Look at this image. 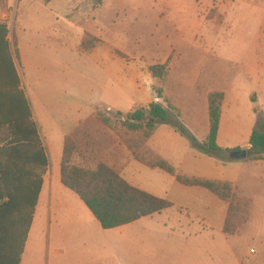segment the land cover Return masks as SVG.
<instances>
[{
	"label": "rangeland",
	"instance_id": "374dc122",
	"mask_svg": "<svg viewBox=\"0 0 264 264\" xmlns=\"http://www.w3.org/2000/svg\"><path fill=\"white\" fill-rule=\"evenodd\" d=\"M97 1L51 0L50 4L60 12L76 8L75 5ZM106 2L111 7H106L102 14L112 18L115 23L106 19L103 21L104 27L100 29L105 34L119 38L118 47L132 52V57L128 55L126 61L145 70L146 75L150 73L151 65H169V72L163 81L153 79L152 89L157 96L155 88H165L164 97L175 104L181 121L189 123L190 120H197L198 122L192 125L200 129L208 120L209 93L219 91L227 94V101L222 107L224 119H228L232 114L235 106L231 96L236 95L237 107L240 109L239 117L243 125L252 118V128L264 122V0ZM176 2L185 4L184 10L171 11L164 8V4ZM48 3V0H0V18L3 12L11 15L9 33L15 36L11 42L15 47L14 53L18 52L16 46L17 43L19 46L20 39L26 44L32 43L34 32L24 31L23 27L26 25L32 30L33 27H39L43 22L39 11ZM144 4L146 8H142ZM140 5L142 6L139 9ZM74 12L77 13V10ZM77 20L76 22L82 23ZM83 27L71 25L64 17H60L55 27L58 46L64 45L61 37L72 32L71 41H67V47L72 49L69 60L73 73L67 78L71 95L46 91L41 97L34 91L31 75L30 79L25 76L23 80L46 151L50 153L52 160V155L57 158L63 152L65 135H68L77 149V163H113L121 154L118 151V143L123 146H126V141L137 143L142 141L143 133L127 131L122 126L126 114L118 110L109 109L108 112L95 113V118L97 113L111 118V126L103 125L97 118L83 123L75 122L77 117L88 115L86 112L92 108L90 102L95 99L98 82L107 79L102 76L96 65L85 64L88 59L84 54L92 49L99 39L86 33L80 43ZM84 41L85 45L82 44ZM134 58L137 59L133 60ZM26 72L28 73L27 70ZM242 73H247L244 75L247 77L244 85L235 81ZM144 79L145 77L141 78L138 84ZM156 99L161 102V98L156 97L155 102ZM69 101L73 103L72 109L61 110L59 105ZM141 103H146V100ZM146 106L147 104L137 106V109ZM182 136L189 140L185 135ZM242 149L247 147L243 146ZM224 158L229 159L228 152L224 154ZM239 162L245 164L242 170L244 192L237 189L235 194L237 198L250 200V216L238 230V235L226 239L225 235L220 233L222 218L219 210L216 218L207 216L206 219L199 220L192 215L181 213L174 206L162 214L157 213L138 223V226L154 229L168 227L180 231L176 241L169 239L166 246L162 243V246L155 247V257L159 255L173 260H214L217 264H246L258 257L264 264V165H255L251 159H242ZM179 199L181 201V198ZM209 222L214 225V229H210ZM214 244L216 250L213 249ZM226 244L233 245V252ZM250 249H254L256 254L252 255ZM59 262L65 264V257H61Z\"/></svg>",
	"mask_w": 264,
	"mask_h": 264
},
{
	"label": "crops",
	"instance_id": "0c3cea01",
	"mask_svg": "<svg viewBox=\"0 0 264 264\" xmlns=\"http://www.w3.org/2000/svg\"><path fill=\"white\" fill-rule=\"evenodd\" d=\"M48 2L39 11L40 18L43 20L39 27H33L32 30L28 29L30 28L29 26H22L24 31L34 32L32 43L26 44L25 41L20 39L19 46L18 43L16 46L18 52L14 53L15 47L13 44L11 45V42L12 37L15 36L8 34L10 54L19 79V86L18 92L10 100L0 101V124H4L8 115H12L13 112L16 113L20 108L21 90L28 100L32 112V120L37 125L36 116L33 113L23 80L25 76L29 79L30 75L32 76L34 91L38 92L41 97L46 91H49V93L59 91L65 93V95L67 93L71 95V87L67 78L73 73L72 64L69 60V58L71 59L69 54H72V49L67 47V41H71L72 32H69L67 36H62L64 45L58 46L55 27L60 17H64L71 25L84 26L82 33L80 32V43L86 33L95 35L99 39L97 44L84 54L88 59L85 64L93 63L97 66L102 76L107 77L106 80L98 82L95 99L90 102L92 108L86 112L88 115L77 117L75 122L83 123L94 120L96 119L95 113L97 111L104 113L108 112L109 109L118 110L127 115L137 110V106L140 107L147 104L146 108H148L149 104L155 102L157 96L152 89L153 79H155L154 77L152 78V74L146 75L145 70L131 64V62L118 55L116 50L123 51L131 57L132 52L118 47L119 38L116 39L114 35L105 34L100 29L104 27L103 23L106 19L115 23L112 18L102 14L105 12L106 7L110 6L106 0L75 5L76 8L60 12L52 8L51 0H48ZM141 6H139V9ZM143 7L146 8V4ZM164 8L171 11H174L173 9L184 10L185 4L178 2L176 4L167 3L164 4ZM75 10H77V13L74 12ZM135 18V21H137L138 15ZM77 19L82 21V23L76 22ZM144 19L147 20L145 15ZM10 20L11 15L8 12H3L0 23L6 24L9 32L11 30ZM136 59L134 58L133 60ZM259 60L262 61L263 59ZM6 74L5 65L2 66L0 63V84L6 82ZM244 75H247V73H242V76L237 77L235 81L240 85H244L247 82V77H244ZM143 77H145L143 84H138ZM256 81L258 82V77ZM231 99L235 108L228 119H224L222 111L217 137L218 145L228 151V153L232 150H237V148L241 150L243 146H246L247 149L245 150H248L250 148L249 139L253 130V118L243 125L239 117L240 109L237 107V96L233 95ZM144 100H146V103L142 104L141 102ZM226 101L227 94L225 93L223 105ZM161 103H164L163 99H161ZM59 106L62 107L61 110L63 111H66V109L70 111L73 103L72 101L64 102V104ZM195 122L198 121L190 120L188 123L182 120L185 127L199 141H204L210 128L209 113L208 120L200 129L192 125ZM5 133L7 132L4 125H2L0 127V137L5 135ZM39 134L42 139L40 131ZM67 137L68 135H65V139ZM42 141L46 150L44 140L42 139ZM64 144L65 140L63 142V150ZM146 145L159 157L171 163L181 174L214 181H229L234 184L236 191L240 189L241 192H244L242 170L245 164L239 162L242 159L233 160L229 158L221 160L203 154L189 140L184 138L179 131L166 123L158 124L147 140ZM118 146V151L121 154L113 162L118 165L108 164L116 169L131 185L152 195L169 200L172 203L171 207L175 206L181 213L192 215L195 219H206L207 216L208 218H216L215 215L219 210L220 218H222L220 233H223L226 239L238 235V233L229 235L223 230L228 211L226 202L220 200L205 188L185 186L166 171L146 166L137 161L126 146L121 145V143H118ZM46 153L49 167L44 176L43 187L20 264H60L59 259L61 257H65V264H217L214 260H182L180 258L173 260L159 255L155 257V247L162 246V243L166 246L169 243H167L169 239V241H176V236L180 232L177 229L168 227L154 229L138 226V223H141L143 219L153 217L157 213L127 225L104 229L82 199L63 185L61 180L63 152L57 158L52 155L53 160L50 153L47 151ZM244 159H251L255 165H264V159L254 160L250 157ZM63 192L66 194H63ZM179 198H181V201ZM170 208L161 211L160 214ZM209 224L211 225L212 223L209 222ZM177 226L179 227V224ZM213 226L211 225L210 229H214ZM226 245L233 252V245ZM213 249L216 250V244H214ZM251 250L254 251V249H250L252 255L256 254V251L251 252ZM261 262L257 257L253 261L246 262V264H262Z\"/></svg>",
	"mask_w": 264,
	"mask_h": 264
},
{
	"label": "trees",
	"instance_id": "16d2710c",
	"mask_svg": "<svg viewBox=\"0 0 264 264\" xmlns=\"http://www.w3.org/2000/svg\"><path fill=\"white\" fill-rule=\"evenodd\" d=\"M8 34L7 25L0 23V63L5 65L7 71L6 82L0 84V101L10 100L18 92L19 86ZM82 44L85 45V41ZM117 53L128 58L121 51ZM168 67L167 63L155 64L149 66V71L155 79L163 81L169 72ZM155 91L164 103L152 102L148 108L128 113L122 122L127 131L143 133L142 141H126V146L137 161L150 168L166 171L185 186L205 188L226 202L228 211L223 230L229 235L236 234L249 219L250 200L237 198L232 182L181 174L146 145L158 124L166 123L188 137L192 145L203 154L226 160L224 154L228 151L217 143L224 92L209 93V133L204 141H199L182 123L177 108L164 97V89L158 87ZM96 118L103 125L111 126V118L101 113H97ZM5 121L0 124V127L4 125L7 132L0 137V264H20L49 160L38 127L32 120L28 100L21 90L20 108L16 113L8 115ZM249 143L248 157L264 159V122L253 128ZM76 155L77 149L67 137L61 164L62 183L82 199L104 229L130 224L172 206L169 200L134 187L107 163L97 161L82 165L76 162Z\"/></svg>",
	"mask_w": 264,
	"mask_h": 264
},
{
	"label": "water",
	"instance_id": "95a60500",
	"mask_svg": "<svg viewBox=\"0 0 264 264\" xmlns=\"http://www.w3.org/2000/svg\"><path fill=\"white\" fill-rule=\"evenodd\" d=\"M246 157H248V152L245 149L232 150L231 152H229V158L233 160L244 159Z\"/></svg>",
	"mask_w": 264,
	"mask_h": 264
},
{
	"label": "built area",
	"instance_id": "2783aa9c",
	"mask_svg": "<svg viewBox=\"0 0 264 264\" xmlns=\"http://www.w3.org/2000/svg\"><path fill=\"white\" fill-rule=\"evenodd\" d=\"M159 100H160V99H156V102H160Z\"/></svg>",
	"mask_w": 264,
	"mask_h": 264
}]
</instances>
